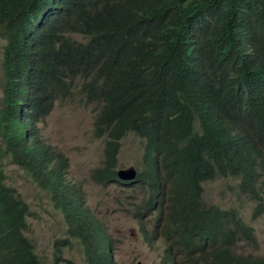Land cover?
Here are the masks:
<instances>
[{"label":"trees","instance_id":"1","mask_svg":"<svg viewBox=\"0 0 264 264\" xmlns=\"http://www.w3.org/2000/svg\"><path fill=\"white\" fill-rule=\"evenodd\" d=\"M0 36V155L45 179L87 264L117 263L63 178L65 159L37 133L55 101L74 96L92 105L105 139L95 182L124 185L120 140L128 132L144 140L145 169L136 170L151 209L155 198L166 208L157 217L159 233L172 237L166 261L264 264V255L238 251L243 241L257 245L240 210L207 203L202 187L229 176L252 201V218L264 212L256 188L264 185V0H0ZM4 180L0 164V264H41L26 235L29 207ZM66 242L55 241L54 264L65 261Z\"/></svg>","mask_w":264,"mask_h":264},{"label":"rangeland","instance_id":"2","mask_svg":"<svg viewBox=\"0 0 264 264\" xmlns=\"http://www.w3.org/2000/svg\"><path fill=\"white\" fill-rule=\"evenodd\" d=\"M74 38L84 41L79 35ZM3 38L0 36V62L2 60ZM0 67V100L2 98L3 76ZM91 104L79 102L78 96L71 100H56L55 105L46 118L38 122V131L45 145L64 155L68 167L66 178L75 186L82 197V208L88 209L101 226L109 233L112 252L116 261L123 264H164L165 242L160 240L150 245L146 243L142 233V223H146L148 232L152 233L156 218L164 206L157 203L149 204L152 190L146 179L128 187L109 183L106 186L90 179L91 170L102 165L104 159V138L95 132V118L91 112ZM198 126L197 121L195 127ZM4 149L5 145L1 141ZM144 140L133 132H128L121 139V147L117 156L116 168L134 166L139 171L145 169ZM0 164L5 171V184L16 189L20 197L29 205L32 214L28 218L26 235L34 244L35 253L41 264H54L56 251L55 241L66 239L64 246H60L65 259L58 264H87L82 246L78 238L67 232V223L51 197L48 188L43 187L35 177L11 162L9 154L0 155ZM164 174V172H162ZM235 181L231 178L216 177L202 183L203 199L207 203L227 208H238L242 218L253 227L257 245L252 246L244 241L238 245V251L264 255V212L252 218L253 203L243 195H239ZM258 192L264 200V185H258ZM162 208V210H161ZM163 213V212H162ZM165 216H162V219ZM162 229V225H157ZM168 264H172L169 262Z\"/></svg>","mask_w":264,"mask_h":264},{"label":"clouds","instance_id":"3","mask_svg":"<svg viewBox=\"0 0 264 264\" xmlns=\"http://www.w3.org/2000/svg\"><path fill=\"white\" fill-rule=\"evenodd\" d=\"M3 38V37H2ZM78 40V39H77ZM3 41H4V39H3ZM3 46H4V42H3ZM3 46H2V50H3ZM2 89H3V85H2ZM2 97H3V93H2ZM2 99V98H1ZM198 123V122H197ZM37 133L39 134V131H38V123H37ZM102 138H104V137H102ZM105 140V139H104ZM39 141L41 142V144L43 145V147L46 149L45 151H50L51 153H52V151L54 152V153H58V154H60L61 155V157L64 159V155L61 153V152H58V151H55L53 148H51L50 146H48V145H45V143L41 140V137H40V135H39ZM120 145H121V140H120ZM44 151V152H45ZM104 152V151H103ZM103 161H104V159H103ZM57 162V157L56 156H54L53 157V159H52V164L53 163H56ZM103 163V162H102ZM102 166V165H101ZM98 167H100V165L98 166ZM98 167H95V168H98ZM130 167H133L135 170H136V168L134 167V166H129V167H126V168H119V169H117V168H115L116 169V176H117V172H118V170H120V169H127V168H130ZM95 168H93L92 170H91V173H92V171L95 169ZM67 169H68V167H67V165H66V169H65V171H64V174H63V178L65 179V181L68 183V185H70L72 188H74V190L76 191V194H80V192L77 190V189H75V186L73 185V184H70L69 182H68V180H67V178H66V172H67ZM26 171V170H25ZM29 173V172H28ZM91 173H90V179H92L91 178ZM225 178H231V177H229V176H225ZM117 179H119V181H121V182H123V184L124 185H122V184H118V183H116V182H111V183H114V184H116V185H119V186H123V187H128V186H132V185H134V184H136L137 182H141L142 183V180L141 179H138V173H137V170H136V177H135V179H133V180H121L120 178H118V176H117ZM231 179H233V178H231ZM234 181H235V184L233 185V186H237L238 185V183H237V181L235 180V179H233ZM92 181H94L93 179H92ZM206 181H208V180H206ZM205 181V182H206ZM147 182V181H146ZM39 183H41V182H39ZM96 183H98V182H96ZM125 183H128V184H125ZM204 183V182H203ZM98 184H101V185H103V186H106V185H108L109 183H106V184H103V183H98ZM148 184V183H147ZM43 187L44 188H48L49 190H50V192H51V197H52V199L56 202V206L58 207V208H60L58 205H59V203H58V201L57 200H55L54 199V194H53V191H52V189L50 188V186L48 185V183H43ZM16 193H17V191H16ZM15 195H17L21 200H23L21 197H20V195L17 193V194H15ZM149 199H150V197H149ZM24 201V200H23ZM25 202V201H24ZM26 203V202H25ZM157 203V206L159 207V202H158V199H156L155 198V204ZM27 204V203H26ZM28 205V204H27ZM28 207H29V205H28ZM84 210H87L88 211V209H86V208H83ZM29 210H30V207H29ZM30 213L32 214V211L30 210ZM88 213L92 216V214L88 211ZM30 214V215H31ZM30 215H28L27 216V222H28V218H29V216ZM93 217V216H92ZM94 218V217H93ZM97 222H98V226L100 227V228H102V230L105 232V235H104V238H105V241H106V247L108 248V251H109V259L111 260V261H113V262H115V263H117V264H123V263H120V262H118V261H116L115 260V258H114V255H113V252L111 251L112 250V243H113V240L111 239V237H110V235H109V233L101 226V224H100V222L96 219V218H94ZM29 223V222H28ZM157 225H162L163 227L165 226V224H162V222H158L157 221V218H156V221H155V223H154V226H153V230H152V233L151 232H148L147 231V228H146V223L144 222V223H142V228H143V235H144V238H145V241H146V243H148V244H150V245H152L153 244V242H154V240L156 241V242H158V241H160V240H162V241H164V242H168L169 244L168 245H166V243H165V252H166V249L169 247V245H170V243H171V239H172V237L170 236V239H166L164 236H162L160 233H159V231H161L160 229H158L157 228ZM163 229V228H162ZM147 238H149L150 239V241L151 242H149L148 241V239ZM79 240V239H78ZM79 243L81 244V242L79 241ZM81 246H82V244H81ZM82 250H83V246H82ZM84 253V252H83ZM162 261H163V263L164 264H168L170 261H166L165 260V258H163L162 259ZM175 261V262H174ZM176 256H174L173 257V259H172V264H176ZM136 264H144V263H142V262H140V261H138Z\"/></svg>","mask_w":264,"mask_h":264},{"label":"water","instance_id":"4","mask_svg":"<svg viewBox=\"0 0 264 264\" xmlns=\"http://www.w3.org/2000/svg\"><path fill=\"white\" fill-rule=\"evenodd\" d=\"M117 176L121 180H133L136 177V170L133 167L120 169L117 172Z\"/></svg>","mask_w":264,"mask_h":264},{"label":"flooded vegetation","instance_id":"5","mask_svg":"<svg viewBox=\"0 0 264 264\" xmlns=\"http://www.w3.org/2000/svg\"><path fill=\"white\" fill-rule=\"evenodd\" d=\"M166 243V245H168L169 243L168 242H165Z\"/></svg>","mask_w":264,"mask_h":264},{"label":"bare ground","instance_id":"6","mask_svg":"<svg viewBox=\"0 0 264 264\" xmlns=\"http://www.w3.org/2000/svg\"><path fill=\"white\" fill-rule=\"evenodd\" d=\"M78 205V204H77ZM83 216V215H82Z\"/></svg>","mask_w":264,"mask_h":264}]
</instances>
